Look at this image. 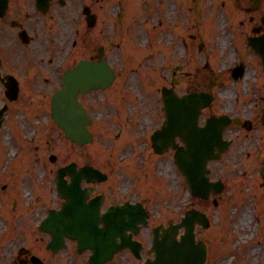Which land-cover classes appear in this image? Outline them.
Returning a JSON list of instances; mask_svg holds the SVG:
<instances>
[{"label":"rangeland","instance_id":"rangeland-1","mask_svg":"<svg viewBox=\"0 0 264 264\" xmlns=\"http://www.w3.org/2000/svg\"><path fill=\"white\" fill-rule=\"evenodd\" d=\"M121 0H104L103 2V7L106 12V14H111L115 15V10H117L119 7L122 6V4L119 3ZM148 0H142V14L140 13V21L139 23H142L144 20V15L143 13L149 12V15L147 18V23L150 28L152 24L156 23L157 20H159V15L162 17H167V15L161 11L164 7V4L162 2L158 3L156 1L154 2H147ZM166 3V2H165ZM242 4H247L246 0L241 1ZM219 4H222V1L219 2ZM185 5H187V10L191 11L192 10V0H185ZM264 6V4H263ZM122 8V7H121ZM176 8L171 6V2L169 1V6H168V11H169V16H173V13L175 12ZM137 12L134 10H130L129 14L133 15L135 18H139V16L136 14ZM209 13H206L208 15ZM243 13L241 12H234L233 17H242ZM117 19V18H116ZM137 21V22H138ZM190 21H195L194 17H189V19H185L184 23L190 22ZM229 21H234L231 17H229ZM121 24V23H120ZM120 24L116 23V28H117V34H116V40L118 38L125 37L127 35L126 33L123 34L124 29L120 27ZM233 30H237V26H235L233 29L229 31V29H223L222 27L220 28L219 25L216 28V31H214V38H213V44L217 48L215 51L220 52L225 55L224 58H222V63L225 62H232L235 61L237 58L240 57L238 53H234V47L233 45L228 42V33L231 34ZM142 32L147 33V29H145L142 26ZM226 37V38H225ZM225 39V40H223ZM173 40V39H171ZM176 40V39H175ZM136 42L141 44L142 38L138 37V40H135ZM154 42H152V45ZM176 44L181 45L180 40L176 41ZM173 45V44H172ZM160 48V50L163 49L162 45L156 44L155 43V51L157 48ZM127 48V47H126ZM118 49V46L116 45V50ZM125 49V47H124ZM151 50V49H150ZM206 48L204 49L205 53ZM212 51V48L210 49ZM184 51H187L184 49ZM240 52V51H239ZM193 53V55H192ZM198 56L195 55V49H190L189 50V56H191L193 59L195 57L196 60H201L202 59V53H198ZM180 57H182L183 60V66L186 65L187 63V56H183L182 49L179 52ZM222 57V56H221ZM214 59H212V62ZM202 63V62H200ZM184 69H187L186 67ZM192 73V71H191ZM149 74L153 79H157L160 75V72L158 69L152 70L149 69ZM180 78H183L184 81H187L191 78L190 74L185 75V74H180L178 76L173 77L172 79L169 78L171 81H177ZM136 81V80H135ZM188 82V81H187ZM120 82H117V86ZM133 83V81H132ZM181 91L185 90V83L178 82L176 83ZM120 86V85H119ZM118 86V87H119ZM117 87V88H118ZM116 88V89H117ZM138 88L140 90V94L136 93L135 91H132L134 94V102H130L128 105V115L129 119L126 121L125 125L122 128V134L123 132L127 133L126 129L130 131V133L135 137V140L133 144L129 146L130 150H124V155L126 154L127 156L129 155L128 152L132 156V160L136 157H139L141 160L143 159L144 164L141 167H138L140 170L138 172L140 178L143 177V181L141 180H136L134 179L133 175L137 172L130 171V169L133 167V161L125 160L126 162H123L122 165L116 162H110V160L107 159V153H101L99 152L96 148L101 146V149H104L109 143H105L103 136L106 135L107 132L105 131H98L95 132V139L91 144L84 145V146H79L74 143H71L70 141L66 140L62 135L58 134L55 131H47L46 133L43 134H37L35 135V138L33 136L32 129L27 125L25 121V117L22 115L19 117L21 124H24V131H23V138H22V144L24 145V148H26V151H28V154H30V157H27L30 160V163L32 164H37L36 166V184L31 187L30 182L25 181V183H22V188L21 194L22 196L28 200L31 198V193L28 192H36L42 194V191H44V187L49 191V196L46 198L40 199L41 201V209L33 213L32 212V222L29 224V226L25 227V231L22 237L20 238H15V237H9L5 244V248L3 252L0 255V264H3L8 260L10 262L13 257L15 256L16 249L20 245L26 244V241L28 242L27 247L31 246V249L33 250L34 246L36 245H41L45 244L46 240L45 238L47 237L45 234L40 233L37 231V228L35 226V223L38 222L39 218L42 216V214L45 212L46 208L50 206V204L53 203L54 195H53V182H52V176H53V171L55 168H57L59 165L65 164L71 160L77 161V163H91L93 165H97L101 167L104 170L109 171L110 179H109V184L115 183L116 182V189L120 191H124L125 188H133L135 192V196L143 197L146 198L148 201V207L153 213V217L150 220V224H157L160 221H165L169 216H173L175 219H178V217L182 214V212L188 208V205L190 203H194L196 207L206 211V213L209 215V217L212 220V225L208 229H200L198 231L197 236L201 237L205 241H208V243L214 244L216 242V238H214V242H212V234L215 233L214 231L220 229L221 227V232L222 229L224 230V225L228 226L225 230L228 233H234L236 235L235 240L239 242H252L254 239H251V233L254 230V222L251 224L248 222H241L240 219L242 218L243 212L245 208H238L237 206L232 205V203L228 204L230 201V198L227 195V192H222L219 195H215L214 199H216L217 204L214 205L211 201H201L198 199H194L189 195L188 192V187L184 182V179L182 175L178 172L176 169L175 165L172 163V152H168L166 155L156 157L155 155L151 154V149L150 147L146 150L143 151V144H147L149 142V129L147 131H142L140 129L144 128L145 123L143 122L145 118V114H149L150 116L155 115V111H157V102L158 98L155 94L149 93L148 90H143L142 84L139 82ZM149 99V100H148ZM149 101V103H148ZM153 110V112H151ZM9 116V115H8ZM7 116V117H8ZM23 118V119H22ZM122 120H124L121 117ZM9 123L8 125L11 128H16L14 127L15 121L14 118H9L8 119ZM125 121V120H124ZM140 123V125H139ZM17 130H19L17 128ZM117 130V129H116ZM109 132L108 134H110ZM16 134V133H15ZM18 131L15 136H18ZM12 131L7 129L5 125H3L1 131H0V169L4 163H2L1 159L5 162L6 166L8 164V159L9 155L12 153V151L15 149V146H9L8 145V139L12 142ZM118 143V140H116ZM32 145H31V144ZM100 143V144H99ZM116 143V144H117ZM114 144V147H116V150L121 149L123 145L120 143L116 146ZM31 146L37 145L38 149L32 151L30 148ZM113 146V145H111ZM21 150V149H20ZM116 150L112 152H116ZM22 151V150H21ZM38 155V157H41L42 159L37 161L35 157L33 158V153ZM123 150L121 151V153ZM50 153H54L57 156V161L55 163H51L48 160V156ZM6 158H4V157ZM151 156V157H150ZM15 159L11 161V166L6 169V171L10 170V172L14 169L16 166H20V162L22 157L19 159L14 157ZM116 158H118V154L116 153ZM149 160L152 163V166L154 167V170L156 174H158L160 177H163V182H162V189L164 191L163 194L159 195H153V193H156L157 188L160 185V178L155 174L150 172V168L145 164L149 163ZM142 162V163H143ZM212 167V175L213 177H222L224 178L227 183L230 184L231 188L234 189L236 186L239 187L238 183L243 177L241 172L244 170V167H248L247 165H244V162L242 163H231L228 159H223L221 161H216L211 163ZM27 170V167L24 168ZM52 170V173L49 172V170ZM264 169V167H263ZM5 172V171H4ZM3 172V173H4ZM133 173V174H130ZM1 178L0 183H6V186L8 187L4 188L3 191H8L10 194L12 187H13V178H11L9 175L4 178L2 174L0 173ZM147 175V176H146ZM25 175L22 174L20 177L18 175H15L16 180L19 179L21 180ZM257 176V175H256ZM146 177V178H145ZM150 182V185L146 181ZM237 183V184H236ZM24 184L26 185V188L24 189ZM264 186V185H263ZM149 187V188H148ZM7 189V190H6ZM101 189V187H100ZM27 192V193H25ZM32 192V193H33ZM247 195H252V196H262V198H258L256 200V207L258 208V217L263 221L264 225V193L261 191L260 187L258 185L253 186L252 188L248 187L246 191ZM248 202V201H247ZM27 205L24 206L22 204L21 199L19 198L18 194H13L10 199H8L5 195H0V210L3 211L4 214L10 215V217L13 219L14 223L18 222L20 219L21 215H26L28 212V208L26 207ZM231 206L232 208H237V212L235 213H230L228 210V207ZM177 210H180L177 211ZM183 210V211H182ZM243 212V213H242ZM229 214V218L227 216ZM232 214V217H231ZM166 216V217H165ZM165 217V218H164ZM165 219V220H164ZM0 220L1 222L8 224L7 220L3 216V214L0 215ZM255 221V219H254ZM25 224V223H24ZM27 225V222L26 224ZM261 225V224H260ZM9 226V224H8ZM24 226V225H23ZM256 228V227H255ZM18 231V230H16ZM258 231V230H257ZM220 232V233H221ZM259 233V232H258ZM44 236V238H42ZM3 238H0L2 240ZM224 239V237H223ZM9 244V246H7ZM215 245V244H214ZM241 246V245H239ZM244 246V244L242 245ZM213 247V246H212ZM42 251L43 248H41ZM237 249H235V252ZM238 252L241 256L242 250L241 248L238 249ZM260 258L259 260L257 259L256 261H253L254 264H261V262L264 260V255L262 250L260 251ZM238 254L236 252V257L233 260V263H235V260L237 259ZM251 257V255H250ZM262 257V258H261ZM252 258V257H251ZM45 264H50V260L52 257L44 254L43 256ZM225 262H229L228 259L225 260ZM129 258L125 259L124 257H118L116 259V264H130ZM52 264V263H51ZM68 264H76L74 260L68 261ZM115 264V263H112ZM222 264V261L220 262Z\"/></svg>","mask_w":264,"mask_h":264},{"label":"flooded vegetation","instance_id":"flooded-vegetation-1","mask_svg":"<svg viewBox=\"0 0 264 264\" xmlns=\"http://www.w3.org/2000/svg\"><path fill=\"white\" fill-rule=\"evenodd\" d=\"M49 75H51V73H47V74H44V75H40L38 77H41L42 79H44L45 81H48L50 79V77H48Z\"/></svg>","mask_w":264,"mask_h":264}]
</instances>
